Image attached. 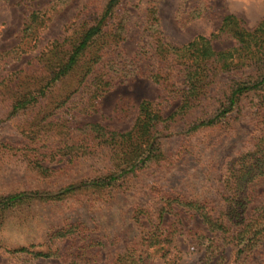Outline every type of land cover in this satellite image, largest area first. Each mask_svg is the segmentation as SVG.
<instances>
[{"label": "rangeland", "instance_id": "rangeland-1", "mask_svg": "<svg viewBox=\"0 0 264 264\" xmlns=\"http://www.w3.org/2000/svg\"><path fill=\"white\" fill-rule=\"evenodd\" d=\"M108 2L0 0V119H4L0 139L7 146L0 153V193L35 197L0 214V264H62L61 256L80 251L77 227L87 230L89 240L96 243L107 235L114 240L117 234L126 242L136 234L134 221L141 209L157 217L160 190L165 195L204 197L209 193L207 179L223 175L236 154L250 149L255 96L242 100L240 116L229 126L214 131L190 133L185 122L194 118L191 115L162 125L164 161L152 164L130 183L104 191L75 188L59 195L71 185L117 171L109 151L95 147L93 125L107 133H127L145 100L160 108L165 118L179 111L177 89H184L181 66L160 47L183 48L203 36L214 50H229L236 41L221 30L227 16L238 18L249 31L264 21V0H122L103 19ZM34 17L37 30L30 34L27 28ZM102 19L106 34L83 60L98 55L100 63L86 81L81 83L86 69L78 68L38 104L8 118L16 88L26 92L44 83L48 71L43 62L55 57L57 45L70 51L82 33ZM156 76H162L161 84ZM97 89L103 91L95 98ZM213 165L215 172L211 169L208 176L207 168ZM258 191L251 209L264 202V183ZM214 194L211 201L218 205L220 195ZM170 219L166 215L164 221ZM179 220L187 232L177 234L169 252L153 256L149 264H264L260 253L240 257L223 240L210 249L207 242L193 244L187 233L203 231L211 238L207 225L192 212L182 211ZM22 247L52 256L42 260L9 253Z\"/></svg>", "mask_w": 264, "mask_h": 264}, {"label": "trees", "instance_id": "trees-1", "mask_svg": "<svg viewBox=\"0 0 264 264\" xmlns=\"http://www.w3.org/2000/svg\"><path fill=\"white\" fill-rule=\"evenodd\" d=\"M121 1L109 0L103 19L110 17ZM103 19L86 29L77 43L70 46V51H65L63 45H57L59 51L55 57L43 62V67L48 71L44 83L37 84L33 90L26 92L17 87L19 90H15L16 95H13L8 118L38 104L46 97L50 88L78 68L86 69L81 76V83L86 81L96 64L100 63L101 57L98 55L86 63L83 60L106 34ZM36 20L37 17H34L31 27L27 28L28 31L31 29L30 34L37 30ZM221 30L236 41L234 48L216 51L211 40L203 36L197 37L183 48L163 50L160 47V52H167L181 66L184 89H177L181 99L179 111L165 118L160 108L145 100L140 104L132 130L127 133H107L103 127L93 125V140L98 141L95 147H104L109 151L117 171L106 177L71 185L59 195L71 193L75 188L104 191L130 183L152 164L164 161L162 125L166 127L175 119H184L191 115L194 118L185 122L190 133L214 131L229 126L230 120H236L240 116L238 112L241 111L242 100L255 96L258 100L250 109L254 123L250 149L236 154L220 177L216 174H213L214 178L210 176L211 169L215 172L216 165L207 168L210 177L205 189L209 193L204 197L202 193H196L198 197H187L179 192L167 196L160 190L159 200L162 203H157L161 207L155 211L157 217H153L150 211L141 209V214L134 221L136 234L126 242L117 234L114 240L107 235L106 243L105 239L96 243L95 240H89L87 230L85 232V229L80 230L77 227L82 241L80 251L76 254L68 251L61 256L62 264H149L153 256L166 255L169 252L177 234L187 232L179 220L182 211L197 214L212 234L208 238L206 232L189 231L187 234L191 235L193 244L207 242V248L210 249L223 240L232 244L240 257L246 258L260 253V257L264 258V202L250 208L259 196V187L264 183V21L255 30L249 31L238 18L227 16ZM29 44L31 43L23 46ZM53 51L51 54H54ZM155 79L159 84L163 81L162 76H156ZM11 89L10 93L13 94L14 89ZM2 91L0 86V92ZM97 91L95 98L103 90ZM214 107L216 109L211 110ZM3 122L4 119H0V132ZM6 147L0 139V153ZM156 191L153 189L155 195ZM214 191L220 195L218 205L211 201ZM33 198V195L25 193H0V214L17 209ZM166 215L171 217L167 222L164 221ZM9 253L30 255L42 260L52 256L50 252H32L26 247Z\"/></svg>", "mask_w": 264, "mask_h": 264}]
</instances>
